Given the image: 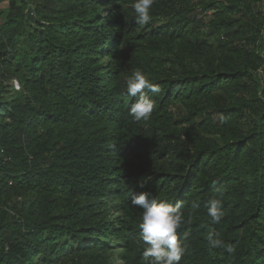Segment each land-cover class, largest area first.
<instances>
[{
    "label": "trees",
    "instance_id": "1",
    "mask_svg": "<svg viewBox=\"0 0 264 264\" xmlns=\"http://www.w3.org/2000/svg\"><path fill=\"white\" fill-rule=\"evenodd\" d=\"M134 2L0 0V264H147L140 192L182 204L180 264H264V0Z\"/></svg>",
    "mask_w": 264,
    "mask_h": 264
},
{
    "label": "clouds",
    "instance_id": "2",
    "mask_svg": "<svg viewBox=\"0 0 264 264\" xmlns=\"http://www.w3.org/2000/svg\"><path fill=\"white\" fill-rule=\"evenodd\" d=\"M154 3L155 0H135L133 9L136 24L143 26L151 22ZM126 87L127 94L136 98L130 108L131 117L137 122L148 121L155 107L148 92L159 93V85L153 83L143 71L136 70L127 79ZM131 202L143 210L139 228L140 237L145 244L143 258L147 264H180L187 252V244L178 233L186 223L182 204L173 205L157 200L149 192L134 194ZM205 206L210 222L219 224L225 215L222 200L215 196L210 197ZM207 241L209 250L227 247L229 252L234 251V248L226 246L219 234L212 230L207 234Z\"/></svg>",
    "mask_w": 264,
    "mask_h": 264
},
{
    "label": "rangeland",
    "instance_id": "3",
    "mask_svg": "<svg viewBox=\"0 0 264 264\" xmlns=\"http://www.w3.org/2000/svg\"><path fill=\"white\" fill-rule=\"evenodd\" d=\"M7 5H2L1 8H6ZM10 85L14 86L16 90H20L19 88H17V85H16V81H13L10 83ZM8 89V88H7ZM18 201H20V199H18ZM116 250H120V249H116ZM115 252V251H114ZM113 256L115 258V262L116 264H124L122 261L119 260V253L115 252L113 253Z\"/></svg>",
    "mask_w": 264,
    "mask_h": 264
},
{
    "label": "built area",
    "instance_id": "4",
    "mask_svg": "<svg viewBox=\"0 0 264 264\" xmlns=\"http://www.w3.org/2000/svg\"><path fill=\"white\" fill-rule=\"evenodd\" d=\"M16 85H17V88H19L20 89V87H19V84L16 82Z\"/></svg>",
    "mask_w": 264,
    "mask_h": 264
}]
</instances>
